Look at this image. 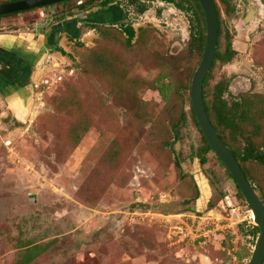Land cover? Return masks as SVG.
<instances>
[{
  "label": "rangeland",
  "instance_id": "obj_1",
  "mask_svg": "<svg viewBox=\"0 0 264 264\" xmlns=\"http://www.w3.org/2000/svg\"><path fill=\"white\" fill-rule=\"evenodd\" d=\"M91 1L0 20V33L30 29L46 49L34 87L21 93L23 114L12 110V92L0 94V264H249L258 239L250 208L215 153L205 165L199 158L203 138L191 115V76L201 62L189 50L193 13L153 0L140 14L122 0L126 18L115 27L78 23V38L58 32L102 8L101 0ZM253 1L259 15L248 19ZM216 2L237 54L217 65L211 86L228 82L230 103L264 97L263 1ZM44 21L47 31L38 32ZM128 26L137 33L132 47ZM162 74L182 82L183 100L152 90ZM182 109L187 118L176 132ZM255 141L264 152V139ZM256 166L251 174L264 188ZM201 197L209 211L198 215ZM170 214L195 221V230L209 223L211 243L171 242L163 223Z\"/></svg>",
  "mask_w": 264,
  "mask_h": 264
},
{
  "label": "trees",
  "instance_id": "obj_2",
  "mask_svg": "<svg viewBox=\"0 0 264 264\" xmlns=\"http://www.w3.org/2000/svg\"><path fill=\"white\" fill-rule=\"evenodd\" d=\"M74 1L76 0H70L56 6L67 5ZM98 1L100 0H95L91 2L97 3ZM152 1L153 0H131V4L138 7V11L140 14H144L148 11L147 4ZM163 1L174 5L178 10L182 12L193 13L194 19H193V27L191 30V40L189 44V50L191 53H194L195 56L199 58L200 61L202 62L204 51L206 49V43H207V24H206L204 11L199 1L198 0H163ZM214 1L219 16V42H218L217 54L213 67L204 85L205 105L208 116L211 119L213 126L215 127V129L217 130L223 141L227 144V146L232 149L236 159L241 165L243 171L245 172L249 182L252 185H256V192L264 204V188L257 183L256 177L254 178L255 175L253 176L251 174V173L254 174V171L252 169L254 163L257 164L256 170L257 169L264 170V152L261 151L260 147L258 148V145L255 141L261 138L264 139V97L244 96L242 99L235 100L234 102L230 103L225 99L226 94L230 91L228 82H220L214 85V87L211 86V80L217 65L218 64L227 65L232 63L237 54L233 48L231 37L224 31L220 8L216 0ZM221 1L223 3H226V0H221ZM262 1L264 3V0ZM121 2L122 0H101L100 7L102 8L98 12L90 13V19L88 20L87 23L95 22L97 19L96 17H102L104 15L106 17L105 22L107 24L112 23L113 26H116L115 24L120 23L121 21H123V19L126 18V13L121 7ZM79 8H81V10H85L86 6L80 5ZM20 14H24V13H20ZM20 14L0 17V20ZM61 18L63 20L68 19V17H66L65 14H63ZM85 22L86 21H84V23ZM78 23H79L78 20H71L67 23L68 26L67 30L70 34H72L73 38L80 37V32L77 29ZM97 26L99 25H96V27ZM123 30L125 35L128 36L127 45L129 47H132L134 45V41L137 38V33L135 29L132 26H128V27H124ZM140 32H141V36L144 37V35L146 34L145 33L146 30ZM143 37H139V41L143 39ZM53 40L54 39H51V42H53ZM224 40L225 43H223ZM59 52H61L63 55H66L63 49H59ZM15 58L17 59L15 61H11L10 59H0V61L2 62H13V66H11L12 69H10V72H8L7 69H4V67H0V94L5 99L8 98L7 93L10 94L12 92L10 95H13L14 93L20 91V89H25L26 87L30 86L31 76L35 70L34 62H32L29 58H24L22 56L19 57L18 55H16ZM196 71L191 76L192 81ZM7 72L8 75L5 74ZM11 75L13 80L10 79ZM8 76L10 77L7 80ZM169 78L170 76L168 74H162L158 76V78H156L155 81L153 82L154 84L151 85L153 88L152 90L159 92L165 100L170 99V95H173L174 98H176V102L183 100L184 97L182 95V91L185 90V86L182 84V82L179 79L176 81V83L166 82V79ZM179 115L180 116L176 124L174 125L176 132L178 131L179 126L181 125L180 124L181 121L186 120L187 118L186 113L184 112L183 109L182 111L179 112ZM191 115L203 138V144L200 150L199 158L202 162V165H205L207 163L206 156L209 153H214V151L208 145L209 143L200 129L192 105H191ZM177 137H178V133H177ZM240 138L244 139V144L243 143L238 144ZM221 164L223 165L222 162ZM178 167L181 168L180 165H178ZM224 168L227 174L230 176L231 180L234 181V183L236 184L230 172L227 170L225 166ZM237 189L240 199H242L244 203H247L238 186ZM204 199L206 198L201 197L197 199L196 204L197 206H199V209L196 210V214L198 215L203 214L202 213L203 210L209 208L208 207L209 202L208 201L204 202ZM207 210L209 211V209ZM259 233H260L259 228L254 227L252 231V236L254 238H258Z\"/></svg>",
  "mask_w": 264,
  "mask_h": 264
},
{
  "label": "water",
  "instance_id": "obj_3",
  "mask_svg": "<svg viewBox=\"0 0 264 264\" xmlns=\"http://www.w3.org/2000/svg\"><path fill=\"white\" fill-rule=\"evenodd\" d=\"M67 1L70 0H20L15 2L3 3L0 4V17L45 9L62 4ZM198 1L205 14L207 24V43L202 62L198 67L192 82V108L196 115L200 129L209 143L208 145L213 149L215 155L220 159V161L234 178L238 188L240 189L250 210L253 213L256 227L259 228L260 233L249 264H264V204L256 192V187L249 182L232 149L228 147L227 144L223 141V139L213 126L212 121L207 113L204 100V85L213 67L217 54L219 42V16L214 0ZM253 4L254 8L250 10L248 19L256 17L257 14L259 15V8L257 3L253 1ZM263 7L264 5L262 6V9ZM96 18V21L91 23L96 25L107 24L105 22L106 17L104 15L102 17ZM88 20L78 21L79 23H84V21H86L87 23ZM45 23L46 22L38 26V32ZM59 28L61 29L62 26H59ZM0 67L3 66L1 65ZM10 69H12L11 66Z\"/></svg>",
  "mask_w": 264,
  "mask_h": 264
},
{
  "label": "crops",
  "instance_id": "obj_4",
  "mask_svg": "<svg viewBox=\"0 0 264 264\" xmlns=\"http://www.w3.org/2000/svg\"><path fill=\"white\" fill-rule=\"evenodd\" d=\"M67 27L68 26L66 24H63L62 28L60 29L58 27L57 30L59 33H62L65 29L67 30ZM38 35V33L33 34L30 29L27 32L17 31L16 29H14L11 33L8 34L0 33V59H10L11 61H15L17 60L15 58L16 55H18L19 57L22 56L24 58H29L32 62H34V69L37 70L44 62V58H46L44 40L34 38V36L37 37ZM0 64L4 67V69H7L8 72H10V66H13L12 62L0 61ZM36 70H34V72ZM8 72L5 74L8 75ZM9 77L10 76L7 77V80ZM10 79L13 80L12 75ZM34 84V77L31 76L30 86L26 87L25 89H20V91L14 93L9 97L10 105L12 106V110H14L15 113H24L23 107L26 104L24 103L25 98H22L21 93H23L24 91L27 92L28 90L32 89L34 87ZM193 217H197V215H193Z\"/></svg>",
  "mask_w": 264,
  "mask_h": 264
},
{
  "label": "built area",
  "instance_id": "obj_5",
  "mask_svg": "<svg viewBox=\"0 0 264 264\" xmlns=\"http://www.w3.org/2000/svg\"><path fill=\"white\" fill-rule=\"evenodd\" d=\"M226 198H227L229 206L231 208L235 207V205L228 200L229 196H227ZM248 209H249V207H248ZM249 214L251 216L250 219L254 220V216H253V213L251 210L249 211ZM176 218H178V216L170 215L168 217H165V219H163V223L165 224V228L167 230L168 238L171 242H178V243L180 242L181 243V242H186L192 238V240H194V242H198V243L200 242V244H202V245L203 244L209 245L211 243V241H212V236L210 235L211 229H207L209 223L208 224L206 222L202 223L195 230V221L192 225H190V224L186 223L185 219L182 221V219H181L182 217H180L179 219H176ZM195 218H197V220H198V216ZM194 237L196 239H194ZM178 240H180V241H178Z\"/></svg>",
  "mask_w": 264,
  "mask_h": 264
},
{
  "label": "flooded vegetation",
  "instance_id": "obj_6",
  "mask_svg": "<svg viewBox=\"0 0 264 264\" xmlns=\"http://www.w3.org/2000/svg\"><path fill=\"white\" fill-rule=\"evenodd\" d=\"M44 22H46L43 26H42V30L43 31H47V29H46V25H47V23L49 22V21H44ZM44 22H42V23H44ZM40 25V24H39ZM38 25V26H39ZM115 25H117V24H115ZM38 26H37V30H38ZM115 27V26H114ZM54 37H53V35H51V37L49 38V42H51V39H53Z\"/></svg>",
  "mask_w": 264,
  "mask_h": 264
},
{
  "label": "bare ground",
  "instance_id": "obj_7",
  "mask_svg": "<svg viewBox=\"0 0 264 264\" xmlns=\"http://www.w3.org/2000/svg\"><path fill=\"white\" fill-rule=\"evenodd\" d=\"M35 116H34V118L37 116V113L36 114H34Z\"/></svg>",
  "mask_w": 264,
  "mask_h": 264
}]
</instances>
